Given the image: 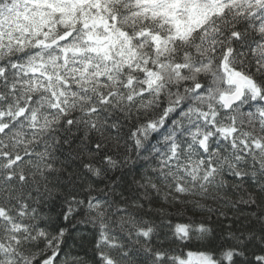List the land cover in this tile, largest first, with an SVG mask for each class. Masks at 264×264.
I'll return each mask as SVG.
<instances>
[{
    "label": "snow or ice",
    "instance_id": "6c2138e0",
    "mask_svg": "<svg viewBox=\"0 0 264 264\" xmlns=\"http://www.w3.org/2000/svg\"><path fill=\"white\" fill-rule=\"evenodd\" d=\"M240 205H264V0H0V264H88L75 214L92 264H264Z\"/></svg>",
    "mask_w": 264,
    "mask_h": 264
},
{
    "label": "trees",
    "instance_id": "16d2710c",
    "mask_svg": "<svg viewBox=\"0 0 264 264\" xmlns=\"http://www.w3.org/2000/svg\"><path fill=\"white\" fill-rule=\"evenodd\" d=\"M143 161H137L135 165H129L128 169H126V172H129L130 174L125 177L127 181H131L133 176H135L137 179H139L140 174L143 172ZM135 169V171H133ZM75 173V175H73ZM84 186V182L82 180V169L79 167V162H76L73 164V166L63 174L62 179V191L66 196L71 195H78L79 198H83L86 193L82 191V188ZM100 187H103V184L100 185ZM99 194V193H97ZM152 213L148 214L146 218L153 219L157 223L160 221V216L156 212L157 208L163 207L167 211H170L173 213V216L171 217L174 222H179L182 219H185L186 217H181L176 215L177 209L174 207H169L166 204H161L159 202H154L152 204ZM219 207V206H216ZM67 205L63 203V199L57 200L54 205H52V210L49 211L48 205H43L44 213H47L49 215H52L55 217L59 212L62 210H66ZM221 211H225L228 213V216L231 218L228 222L231 223L232 220H235L236 223L233 224V229H243V230H255L259 231L260 225L257 223L255 218L253 217L252 213H262L264 212V205H261L260 207L253 206L251 209L240 205L239 209H228V208H221ZM188 215H191L189 213ZM83 216L80 214H75L72 218V223L76 226L74 228H70L71 230V236L68 240L69 247L72 248V250L75 253H78L80 256L84 257L88 264H92V260L94 258V254L92 251V236L93 232L95 231L91 224H80L77 223L78 221L82 220ZM223 219V218H220ZM63 223V221H61ZM221 229L218 228L217 231H220ZM224 230L226 233V225L224 226ZM165 247H169V245L166 243ZM172 247H176V245H172ZM67 251V249H66Z\"/></svg>",
    "mask_w": 264,
    "mask_h": 264
}]
</instances>
